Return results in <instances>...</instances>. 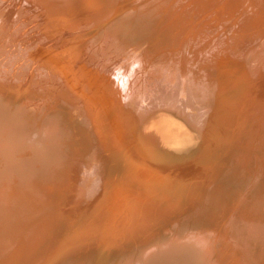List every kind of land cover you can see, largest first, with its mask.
<instances>
[{"label":"rangeland","instance_id":"obj_1","mask_svg":"<svg viewBox=\"0 0 264 264\" xmlns=\"http://www.w3.org/2000/svg\"><path fill=\"white\" fill-rule=\"evenodd\" d=\"M116 1V14L108 19L114 20L117 17L115 25L122 32V35L118 34V38L130 36L128 42L129 44H134L133 47L140 43L130 51L129 55H141L143 52H150L149 54L154 55L151 58V62L156 63L159 61L158 56L164 53L161 51L156 54L152 53L156 51L154 49L156 46L159 47L162 44L164 45V43L160 42L159 44L158 39L147 42L145 30H142L139 34L140 29L137 24L151 17V25L149 21L144 24L150 25L149 29H152L154 35L160 32L159 36H176V38L171 40L177 52L174 57V63L178 60V67H180L179 63H182L183 72H192L189 66L190 60H193L192 56L194 54L199 56L194 60H200V65L197 68L202 70L200 71L199 86L205 96L201 99L204 109H200V116L207 119L208 131L205 134V140L203 144H199V147L195 149L190 157L178 163L156 166L142 159L145 163L150 164V166L143 167L144 165L137 160L135 161L133 155L128 151L132 142L128 143L129 139H127L125 132L122 134V137L125 138L124 140H116L111 133V138L109 133V137L107 134H102L105 130H99L100 126L98 124L95 125L97 130H90L89 128V134L93 137L92 141L102 148L99 149L97 146H92L94 148V150L92 149L93 154L96 157L94 165L96 175L92 185H88L89 179H84L80 182L82 176L89 172L85 169V165L81 173L76 168L77 163L74 164V168H76L75 174L70 173V178L77 177L79 181L77 183H75L76 181H67L65 177L69 176L63 173V185L61 187L57 183L51 182V185L46 189L44 187L45 184L40 182L37 188L34 189L35 184L42 180L40 176H37L33 185L31 182L24 180L21 181V186L14 188L13 191H8L6 186L3 188L6 196L12 198V205L14 207L20 206V210L25 213V219L23 223L21 221L17 224L13 232L9 231V227L14 222L3 223L4 221L2 220L3 222L0 223V264H121L122 259L132 260L133 258H138L141 256L142 251L145 249L150 250L155 243H159L162 240L172 241L180 237L186 240L192 239L194 234H190V232L200 231L204 226V228H211L206 224L208 220L218 221L213 226L219 229V224L223 220L211 216L210 212L220 202H223V204L228 202L226 214L232 217L236 216L235 226L238 233L236 232L235 241L231 240V243H235L234 251L237 256H241V262L243 264H264V254L262 253L264 252V206L257 208L259 213L255 215V218H252L248 211H246V214L240 213L238 216L235 213L236 207L233 206L236 201L233 202L234 204L229 202V199L234 198L236 194L240 195L238 201L247 202V199H251V197L252 199L249 201L256 198L259 199L260 195L256 193V190L260 192L262 200H264V97L262 95L264 90L263 92L259 91L261 88L264 89V28L262 23L250 30V38L248 40L246 39V30L240 28L235 33L236 28L240 27L237 24V17L241 16L242 10H245L243 15L247 20L248 0H235L231 4H225L223 3L224 0H222L216 3L215 7L221 5L222 7L217 8L215 11L213 10L212 17L207 14L210 9L206 12L204 8L207 0H170L180 1L179 4L182 7L179 12H176L175 20H172V22L170 20L173 16L169 17L167 13L161 14L159 12L160 5L163 3L160 2L161 0H134L129 3L127 6L132 7L129 11L131 13L134 11L140 13L139 17H134V14H128V10L125 11L126 6L123 4L130 0ZM253 2L257 3V0H253ZM164 4V6H167L168 2ZM258 4L260 3L258 2ZM80 6L83 5L80 4ZM261 6L264 8V0ZM250 10L252 9L249 8ZM257 11L261 13L260 5ZM195 12L196 15L194 14ZM189 14L192 15L193 22L201 25V28L193 22L186 23ZM68 17L71 16L68 15L59 19L63 22L65 21L64 18ZM198 18H202V21H196ZM132 24L134 27H132ZM224 24L227 26L232 24V28L228 26L229 30L226 32L223 30ZM62 26L67 29V23L63 22ZM58 27H61V22ZM134 30L138 32V35L132 37L131 34ZM201 30L205 31L206 34L202 39L197 36ZM183 35L186 37L184 38L186 42L184 48L182 47L181 53L177 38ZM194 35L197 38L196 42L187 45V40H193ZM226 36L229 37L231 42H233V36L240 38L238 40L239 43L236 42L238 43L236 47L233 45L229 50L230 57L236 58L239 53H243L242 56L245 55L244 66L246 70H244L243 76L250 78L247 79L250 81L246 82H253V85H255L252 90L247 92V95L243 90L242 100L245 102H242V107L240 108L242 114L239 116L227 115L225 114L227 110H223V107H217L220 106L217 105L220 101L222 105H231L233 102L231 95L234 93L235 96L240 95L241 92L239 90L242 88V84L239 86L234 84L238 83L239 79L228 83L223 77L224 74L218 72L222 65L217 63L214 54H216V49H226L221 50L222 56H226L224 55L227 52L226 45L219 43V39ZM47 46L48 43L46 42L45 47ZM55 46L56 51L64 50L67 47L65 39L63 41H55ZM78 46L80 47V45ZM189 47H191L190 50L186 52ZM41 48L44 49L43 47ZM211 48H214L215 51L212 54L210 52L207 53L208 49L211 50ZM235 48L240 52L233 54V49L235 52ZM253 52H256V54L252 55ZM167 54L171 55V51H168ZM188 55V58H184ZM135 59L130 57L125 61ZM83 61L82 67H84L81 69L82 73H80V75L83 74L81 75V81L86 84L89 82L92 86L98 84V89L102 85L105 86L109 76L107 71L113 68V65L112 67L110 66L111 68L108 66L99 69V65H96L97 62L94 59L92 60L93 62H91L90 58ZM91 64H93V67ZM87 68L90 69L88 70ZM254 68L261 70L262 75L254 74ZM104 69L107 70L105 71ZM5 70L4 72L0 71V73L7 76L8 73ZM98 72L100 76L97 74ZM216 72V78L222 80V82L214 83V86H223V89L217 92L208 84L213 81ZM93 75H98L96 77L100 83L96 82L94 85L97 79L92 77ZM7 77L10 78V75ZM236 77L234 76L232 79ZM6 80L7 78L0 76V86L7 87L11 92H8L7 98L17 103L21 101L44 103L57 98L63 104L71 106L69 107L70 109L72 107L75 108L76 111L74 113L82 116V120L89 122L90 126H92V121L85 117L86 109L93 106L90 99L91 95L85 92L89 90L86 84L82 85L81 97H79L75 95L77 94L76 92L75 94L71 92L72 94L70 95L68 93L70 89L65 85L62 86L61 82L56 80L55 83H44L17 79L18 81L14 80L10 84H7ZM244 80L243 89L245 87L247 89L250 88L252 83H246ZM233 84L235 86L232 88L228 87ZM201 85H204L203 88ZM40 86H42V89L35 90ZM224 86L227 87L225 88ZM85 98L90 101L87 102ZM139 100L140 98H137L135 101L140 102ZM140 103L143 104V102ZM83 105L87 107L85 108ZM161 105L168 106L170 104L164 101L161 102ZM139 107L140 104L134 105L135 111H132V113L130 111L131 115L126 116L122 121L123 111L118 114L113 112L110 118L116 119L115 130L119 126H123L121 122L125 124L136 123L137 117L135 118L134 113ZM149 107L152 108L148 109V111L154 110L153 105L150 104ZM185 107L188 109V106ZM258 109L260 111H257ZM260 116H262V122L258 124L257 119ZM76 120L80 122V118ZM29 121L32 123L34 120ZM250 125H253L257 132H254ZM27 126L28 124L26 128ZM133 129L129 130V134L133 135ZM36 131V128L30 130L32 134ZM95 137L97 139L98 137L102 138L103 146L101 141H97ZM108 144L111 145L110 148H108ZM242 150H244L243 153ZM23 151L20 154L23 156L27 155ZM205 157H207L208 161H210L209 159L215 161L217 165L222 166V169L220 168L217 171L215 166L208 164ZM84 158L85 160L87 159L83 157L82 162H85ZM198 158L204 161L199 162ZM203 165L208 167L203 169ZM233 165H237L236 168ZM208 168H211V173L215 170V172H219V175L211 173L206 175ZM95 184L96 186H94ZM28 185L32 186L31 190L26 188ZM247 187L250 190H247ZM243 190L246 191L243 192ZM112 191L119 193L116 197H111ZM241 195H245L248 198H244ZM108 197H111L110 199H112L114 207L116 206V210L114 208L108 209L110 203ZM248 209L251 210V208ZM40 214L45 216L43 220L46 224L45 226L43 223L41 230L38 231L37 239H41V245L36 246L32 253L28 254L21 243L25 242L26 236L35 228L31 218H39ZM249 225L253 228L252 231L248 227ZM5 232L7 233L6 235H4ZM202 237L204 248L205 242L211 240L206 247L209 251L205 253V264L207 262L210 264H235L229 251L218 254L214 251V246L219 240L215 241L212 237L206 238L205 235ZM47 245L50 248L46 255L42 256L43 253L39 254V252ZM192 249L195 251L178 250L172 258L168 261L164 259L160 264H188L189 259L196 258L198 260L197 253L200 252V248L194 247ZM259 252L263 254L261 258L259 257Z\"/></svg>","mask_w":264,"mask_h":264},{"label":"bare ground","instance_id":"obj_2","mask_svg":"<svg viewBox=\"0 0 264 264\" xmlns=\"http://www.w3.org/2000/svg\"><path fill=\"white\" fill-rule=\"evenodd\" d=\"M132 1L134 0H130L126 2V4H123L126 6L125 11L128 10V14H134V17H139L140 13L136 11L131 13L129 11L132 7H128L127 5ZM220 1L222 0H207V2H205L204 8L206 12L210 9L209 12H207L209 16L212 17L213 10L215 11L217 8L222 7V5L215 7L216 3ZM234 1L235 0H224L223 3L231 4ZM248 1L247 20L243 15L245 10H242L241 16L237 17V24L240 27H237V30H235V33H237L240 28L246 30L247 40L250 38L249 32L251 29L261 25V23L264 28V8L261 6L263 0H257V3H254L253 0ZM116 2V0H0V71L4 72V70L7 69L5 71L8 73L7 76L10 75V78L1 73L0 76L7 78V84L13 83L14 80H31L44 83H55L58 81L61 82L60 84L62 86L65 85L70 89V92H68L70 95L76 92L77 94L75 95L81 97L82 85L86 84L84 81H81V75L83 74L80 75V73H82L81 69L84 67H82L83 60L90 58L91 62H93L92 60L94 59L95 62L98 63H96V65H99V69L108 66L112 67L113 65V68H107L109 69L107 71L109 76L107 77V82H105L106 84L104 83L105 86L101 84V89L97 88L98 84L95 85L96 82L100 83L99 79L96 77L98 75L92 76L97 79L96 81L93 80L95 81V86H92L89 82L86 84L89 90L85 92L91 95L90 99L93 106L86 109V116H84L92 121V126H90L89 122L82 120V116L74 113V111H76L75 108L72 107L70 109L69 107L71 106L63 104L60 99L56 98V100L52 99L44 103L29 101L17 103L7 98L8 92L11 93L8 88L2 85V87L0 86V223L3 221V223L9 221L14 222L10 225L9 231L13 232L19 222H24L25 213L20 210V206L14 207L12 205V198L7 197L3 189L5 186L8 191H13L14 188H19V186H21V181L26 180L33 185L37 176H40L42 180L35 184L34 189L37 188L40 182L45 184L44 187L46 189L51 185V182L57 183L58 186L61 187V185H63V173L69 176L65 177L67 181H76L75 183H77L79 182L77 177L70 178V173L75 174L76 168L82 173L85 165V169H87L89 173L82 176L80 182L84 179H89V186L94 183L96 175V171H94L96 157L93 154L92 149L94 150V148L92 146H97L99 149H102L100 145L92 141L93 137L89 134L90 130H97L95 129L96 124L100 126L99 130H105L102 134L108 135L109 133L110 138L112 134V137L116 140H124L125 138L122 137V134L125 132L127 139H129L128 143H130V141L132 142L128 151L133 155L135 161L137 160L140 164L144 165L143 167L150 166V164L145 163L142 159L156 166L171 165L175 162L178 163L190 157L195 149L199 147V144H203L205 140V134H207L208 131L206 125L207 119L200 116V109H204L201 99L205 96L199 86L200 71L202 70L197 68V66L200 65V60H194L199 56L194 54L192 56L193 60H190L189 66L192 72H183V64L179 63L180 67H178V60L174 63V57L177 52L171 40L176 38V36H159L160 32L154 35L152 29H149L152 23L151 17L137 24L140 29L139 34L142 30H145L147 42L158 39L159 44L160 42L164 43L165 47L163 44L159 47L156 46L154 48L156 51L152 52L155 54L158 51L164 53L158 56L159 61L156 63L151 62V58L154 55L149 54L150 52L146 53L142 50L143 53L141 55H129L130 51L140 43L133 47L134 44H129L128 42L130 36L121 39L118 38V34L122 35V32H120L117 29V25H115L117 17L114 20L108 19L116 14ZM160 2L163 3L160 5L159 12L161 14L167 13L169 17L173 16L170 20L171 22L175 20L176 12H179L182 8L179 4L180 1L161 0ZM166 2H168V4L164 6ZM258 2L260 4H258ZM80 4L84 7L80 6ZM259 5L261 7V13L257 11ZM249 8L252 10L249 11ZM194 14L196 15V12ZM68 15L71 17L64 18L65 21H63L67 23V29H65L62 26V20L60 21L59 18ZM201 19L202 18H198L196 21H202ZM147 21L150 22L149 26L144 24ZM60 22L61 27H58ZM190 22H193V17L189 14L186 23ZM196 25L199 26V28L202 27L201 25ZM228 26L232 28V24ZM228 26L224 24L223 30L227 32L229 30ZM132 27H134L133 24ZM136 35H138V32L134 30L131 36L134 37ZM205 35V31L201 30L200 34L197 36L202 39ZM184 38H186L185 35L178 36L177 38V43L179 47H181V53L182 47L184 48L186 42ZM232 38L233 42L229 41L230 39L227 36L219 39V43L227 47V52L224 54L226 56H222L223 53L221 52V50L226 49H216L214 57L217 63L222 65L218 72L224 74L223 77L228 83L239 79L238 83L234 84L238 86L242 84V88L239 90L241 94L238 96H235V93L231 95L233 98L231 105H222L220 101L217 104L220 106L217 107H223V110H227V113H225L227 115L239 116L242 114L240 111L242 102H245L242 100L243 90L247 95V92L252 90V87L255 85H253V82H246L250 81L247 80L250 78L243 76L245 73L244 70H246L244 66L245 55L242 56L243 53L240 54V51L235 48V52L233 49V54L239 53V55L236 58L230 57L229 50L233 45L236 47L239 43L238 40H240L238 37L233 36ZM63 39H65L67 47L64 48V50L56 51L55 41H63ZM196 39L194 35L193 40H187V45L189 43H195ZM46 42L48 43L47 47H45ZM78 45H80V47ZM76 48H78L77 51H75ZM190 48L191 47H189L186 52L190 50ZM168 51H171V55L167 54ZM214 51V48H211V50L208 49L207 53L210 52V54H212ZM255 54L256 52L252 53V55ZM130 57L136 59L125 61ZM188 57L189 55L184 58ZM93 64H91L92 67ZM84 71L83 69V72ZM97 74H99V72ZM254 74L262 75V72L254 68ZM216 76L217 72L213 77V81L208 83L215 92L223 89V86H214V83L217 84L222 82V80H218ZM234 76L237 77L232 79ZM243 80L246 83H252L250 88L247 89L245 87L243 89ZM234 84L228 87L232 88L235 86ZM201 86L203 88L204 85ZM39 89H42V86L35 90ZM263 90V88L259 89L260 92H263ZM262 95L264 97V92ZM137 98H140L139 101L143 102V104L136 102L135 100ZM88 101L90 100L87 99V102ZM164 101L170 105H161V102ZM136 104H140V107L134 113L135 118L137 117V122H131V124L121 122L124 127L119 126L115 130L116 119L110 118L113 112L118 114L123 111L122 121L126 116L131 115L132 111H135L134 105ZM150 104L153 105L154 110L148 111V109L152 108L149 107ZM185 106H188V109H186ZM83 107H85V105H83ZM217 107L215 106V108ZM130 111L131 113H129ZM257 111H260V109ZM77 118H80V122L76 120ZM29 120L34 121L31 123ZM257 122L261 124L262 116L257 119ZM27 124L28 126H32H27L26 128ZM250 126L254 132H257L253 125ZM32 128L37 129L34 134L30 132ZM131 128H134L133 135H131V133L129 134ZM97 141H101V145L103 146L102 138L98 137ZM110 147L111 145L108 144V148ZM25 148L26 150H24V152L23 149ZM22 151L23 153H27V155H21L20 153ZM243 152L244 150H242V153ZM83 157L87 158L86 160L84 158L85 162L81 161ZM244 158L247 159V157ZM205 160L208 161L207 157H205ZM209 160L208 164L210 166H215L216 170L219 171L222 166L217 165V163L211 159ZM198 161L202 162L204 160L198 158ZM74 164H77L76 168H74ZM17 166L19 167L17 168ZM234 166L235 165H233V167ZM202 167L205 169L208 166L203 165ZM210 173L211 168H208V173L205 174L208 175ZM211 174L219 175V172H215L214 170ZM94 186H96V184ZM26 188L31 190L32 186L28 185ZM247 190L250 189L247 187ZM244 191L246 190H243V192ZM258 192L259 191L256 190V193L260 195H258L259 199L256 198L257 200L254 198L255 200L249 201L252 199L251 197V199H247V202L238 201L240 195L237 194L234 198L229 199L231 203L236 201V204L233 206L236 207L235 213H237L238 216L240 213L246 214V211H248L252 218L256 217L255 215L259 213L257 208L264 206V200H262L261 194ZM118 193L119 192L112 191L111 197H116ZM111 197L108 198L110 199ZM243 197L248 198L245 195ZM109 201L108 209L114 208L116 210V206L114 207L112 199ZM209 201L211 202V200ZM227 204L228 202L224 204L220 202V204L217 203L214 206L213 210L210 208L212 211L210 212L211 216L223 220V222L219 224V229L213 226L218 221L208 220L206 224L211 227L209 228L210 230L204 228V226L200 231L190 232V234L194 235L192 239L188 240L182 237L172 241L162 240L159 243H155L150 250L145 249L142 251L141 256L138 258H133L132 260H127L126 258L122 259L121 264H160L164 259L168 261L172 258L178 250L186 249L195 251L192 249L194 247L200 248V252L197 253L199 259H189L188 264H205V253L209 251L206 247L211 240L205 242L204 248V240L202 237L204 235L206 238L212 237L215 241L219 240L217 243L214 241L216 243L214 251L217 254L229 251L235 264H243L241 262V256H237V253L234 251L235 243H231V240L235 241V236H237V229L235 226L236 216L232 217L226 214L228 210ZM248 208H251V210ZM43 218H45V216L41 214L39 218H31L35 228L26 236L25 242L21 243L28 254L32 253L36 246L41 245V239H37V237L38 231L41 230L43 223L46 226ZM33 225H31V227H33ZM248 227L251 231L253 230L251 225ZM6 234L5 232L4 235ZM49 248L50 246L47 245L38 252L39 254L42 252L43 254H41L44 256ZM262 253L264 254V252ZM262 253L259 252L260 258L263 256ZM207 264L210 263L207 262Z\"/></svg>","mask_w":264,"mask_h":264}]
</instances>
